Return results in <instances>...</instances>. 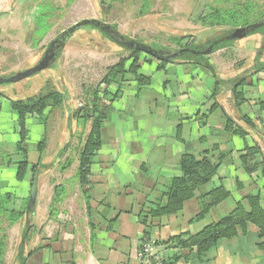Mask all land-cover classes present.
Instances as JSON below:
<instances>
[{"label":"crops","instance_id":"obj_1","mask_svg":"<svg viewBox=\"0 0 264 264\" xmlns=\"http://www.w3.org/2000/svg\"><path fill=\"white\" fill-rule=\"evenodd\" d=\"M43 2L0 0V76L17 71L9 52L13 42L25 36L23 25H32L41 15ZM26 32L32 34L31 28ZM142 57L139 74L149 77L150 84L139 88L128 76L121 87H109L111 93L120 91L118 98L103 100L102 145L86 185L76 175L77 157L62 170L72 157L70 147L75 148L77 133H83L74 117L78 101L63 84L54 91L65 96L63 106L47 112L41 141H32L35 129L41 127L39 120L27 119L24 149H29L30 165L22 181L15 164L20 154L0 152V182L10 202L0 210V264H138L137 251L147 230L142 223L144 208L165 200L162 187L181 176L182 156L203 158L208 153L225 155L216 176L179 214L156 220L149 228L151 236L163 243L159 249L170 264H264L254 225L245 236L218 241L204 256L168 249L165 243L180 234L201 232L227 217L248 196H258L264 210V32L237 40L201 63L176 61L160 68L158 61ZM52 81V74L42 72L22 86L0 85V118L10 112L15 150L22 140L10 102L51 92ZM251 151H256L248 160L254 172L248 173L241 157ZM5 152L10 163H4ZM36 174V202L26 205ZM9 180L17 196L14 200L7 189ZM219 187L230 193L229 198L196 220L200 198ZM66 210L71 217L63 215ZM15 214L21 216L13 221Z\"/></svg>","mask_w":264,"mask_h":264},{"label":"rangeland","instance_id":"obj_2","mask_svg":"<svg viewBox=\"0 0 264 264\" xmlns=\"http://www.w3.org/2000/svg\"><path fill=\"white\" fill-rule=\"evenodd\" d=\"M245 6L249 12L244 19L247 23L250 20L263 17L264 0H58L57 2L56 0H44L41 5V15L33 21L32 25H23L26 37L19 36V39L13 42V50L9 52L11 55L9 61L15 62L13 67L17 71L11 72L8 77L36 66L43 59L50 43L63 31L82 20L96 19L105 22L112 27L116 26L120 34L132 41L160 52L175 53L179 48L178 42H174L173 39L191 36L193 41L201 46L229 30V28H211L205 25V21L207 23L217 22V19L209 17L216 9L223 11L224 14L226 10L234 11L233 8H244ZM203 13L207 19L202 20L201 15ZM29 28H31L32 34L26 32ZM260 32L263 33L264 31ZM129 52L131 51L112 42L99 30L86 26L71 37L57 61L42 72L52 74L54 86L51 89L53 91L57 88L61 90L62 84L65 88H71V92L75 94L78 101L76 106L79 109L86 105L88 96L91 95L90 92L104 81L109 68L121 59L127 58ZM210 55H204L205 61L207 59L209 61ZM142 56L148 60H155L146 54H142L140 59L143 58ZM4 64L3 69H6L7 66ZM11 67L8 66V68ZM22 82L18 83V86H22ZM10 86L13 85L10 84ZM4 115L5 117L1 116L0 118V130H4L3 134L0 133L2 136H0V152L4 149L10 153L11 150H14L16 153L17 151L12 145L14 138L10 131L12 126L9 120L10 112L7 111ZM38 122L42 128L35 129V134L32 136V141L36 142L41 141L42 130L46 128V123ZM80 126L83 128L82 125ZM90 130L91 122L86 125L85 131H83L84 138ZM77 138L76 136V145L73 144L75 148L70 147L72 157L69 160L71 162L73 157H77L79 161L82 150L83 145L79 143ZM21 146L24 149V140ZM27 150L29 149L25 147V151ZM17 154L23 158V154L18 152ZM3 160L4 163H10V156L6 152ZM76 175L78 177V172ZM4 188L5 186L0 182V210L10 205L3 193ZM7 189L11 192L13 200L16 199L17 196L16 193H13L14 190L12 191L10 180ZM30 202V198L24 200L26 205ZM72 208L74 207L72 206ZM64 212H66L67 217H71L68 215L70 210L62 212L65 216Z\"/></svg>","mask_w":264,"mask_h":264},{"label":"trees","instance_id":"obj_3","mask_svg":"<svg viewBox=\"0 0 264 264\" xmlns=\"http://www.w3.org/2000/svg\"><path fill=\"white\" fill-rule=\"evenodd\" d=\"M233 9L234 11L226 10L224 14L223 11L216 9L215 12L208 15L212 19H217V22L207 23V21H205V25H208L211 28H229V30L223 33V35L210 39L207 43L201 46L197 44L196 41H193L191 36L180 37L173 39V41L178 42L177 45L179 50L187 48L191 51L200 52L206 50L216 40L233 34L237 29L249 28L264 20L263 15L262 18L250 20L247 23L244 21L245 17L248 16L249 13L247 11V7H236ZM201 18L202 20L207 19L205 13L201 15ZM91 28L99 30L96 26H91ZM112 28L117 30L116 26H113ZM260 31H264V26L254 31L250 34V36L262 33ZM101 33L116 43L107 33ZM127 39L130 40L129 38ZM231 44H233L231 41L222 42L214 47L212 53ZM120 47L130 50L122 45H120ZM130 51L131 52H129V56L127 58L121 59L117 64L109 68L104 81H102L97 88L90 92L91 95L88 96L89 98L86 101V105L83 108L77 109L74 114V117L77 119L79 124L83 126V131H85L86 125L91 122V130L85 138L83 137V133H77L76 135L79 143L83 145L79 155L80 166L78 171V177L83 186L87 183L90 167L98 149L102 145L101 131L103 123L106 119L103 100L112 101L120 96L119 90L111 93L109 91V87L113 84H117L121 87L123 82L128 81V76L134 77V81L137 83L139 88L149 85L151 82L149 77L139 74L141 64L140 57L143 53L137 50ZM191 51L184 52L176 60L163 62L158 61L159 67L163 68L168 63L176 61L188 63H201L205 61V56L192 53ZM102 85H105L106 88L101 89ZM64 100L65 96L62 93L51 91L37 97L11 101V108L18 118L21 140L23 141L26 138V122L29 116L35 117L40 122L45 124L47 122V112H51L56 108L62 107ZM236 100H239V95H236ZM228 129H231V124H229ZM22 141L17 144L16 150L18 153L23 154L22 160L17 163L18 179L20 181H22L26 176L30 165L27 157V151H25V149L21 146ZM67 150L68 148H65L62 154L64 155ZM249 153L250 154L247 156H242L241 160L246 171L248 173H252L254 172V168L249 166L248 160L252 158L251 156L255 154L256 151H251ZM224 158V154L212 157L209 153L203 158H197L189 154L182 156L180 162L182 172L181 176L171 180L169 184L162 187V196L165 200L150 202L149 205H147V208L145 207L143 210L142 223L147 227L146 235H151L149 228H151L156 220L179 214L185 203L195 198L197 191L212 181V179L216 176ZM71 164V160H67L62 170H66L71 166ZM36 169L37 167L33 168V172H35ZM60 191L61 188H58L56 191L58 195ZM229 196L230 193L223 187L216 188L207 195L202 196L200 198V212L195 219H203L212 208L227 200ZM56 200L57 196H54V202ZM15 216L16 218L13 221H16L21 215L19 216V214H15ZM251 225H254L259 229V246L264 252V210L260 205V198L258 196H248L243 202H240L227 217L208 225L201 232L195 235L180 234L170 238L165 243L168 245V249L172 247L176 249L180 248L182 250H189L191 252L196 251L198 256H204L214 250L218 241L222 239H231L247 235Z\"/></svg>","mask_w":264,"mask_h":264},{"label":"water","instance_id":"obj_4","mask_svg":"<svg viewBox=\"0 0 264 264\" xmlns=\"http://www.w3.org/2000/svg\"><path fill=\"white\" fill-rule=\"evenodd\" d=\"M86 26H96L99 28L101 32L107 33L112 38V40H114L117 44L129 48L130 50L141 51L143 54L151 56L155 58V60L160 62L176 60L184 52L191 51L185 48V49H180L175 53L166 52V51L160 52L144 44L138 43L136 41L128 40L125 36L120 34L118 30H114L111 25L106 24L105 22L96 19H90V20L86 19L75 23L73 26L69 27L67 30L63 31L58 37H56L50 43L47 52H45L44 54L43 59L36 66L22 72H17L10 77L0 76V85L17 84L48 69L57 61L58 56L66 48L68 41L71 39V37L78 30ZM263 26H264V20L259 24H256L255 26L249 28L237 29L233 34L221 38L219 40H216L204 51H200V52L191 51V52L203 56L210 55L212 54V51L216 45L222 42L245 39L248 36H250V34H252L254 31L258 30ZM37 192H38V174H36L34 183L32 185V189L30 193V199H31L30 203L35 204L37 198Z\"/></svg>","mask_w":264,"mask_h":264},{"label":"built area","instance_id":"obj_5","mask_svg":"<svg viewBox=\"0 0 264 264\" xmlns=\"http://www.w3.org/2000/svg\"><path fill=\"white\" fill-rule=\"evenodd\" d=\"M136 256L138 264H170L159 249L157 238L151 235H143Z\"/></svg>","mask_w":264,"mask_h":264},{"label":"flooded vegetation","instance_id":"obj_6","mask_svg":"<svg viewBox=\"0 0 264 264\" xmlns=\"http://www.w3.org/2000/svg\"><path fill=\"white\" fill-rule=\"evenodd\" d=\"M113 42V41H112ZM117 44V43H116ZM45 52H47V50L45 51Z\"/></svg>","mask_w":264,"mask_h":264}]
</instances>
